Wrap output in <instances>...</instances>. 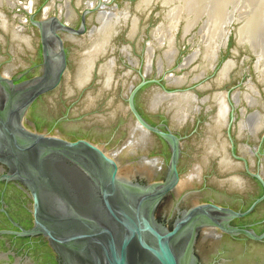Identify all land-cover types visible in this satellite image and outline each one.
<instances>
[{
  "label": "water",
  "instance_id": "obj_1",
  "mask_svg": "<svg viewBox=\"0 0 264 264\" xmlns=\"http://www.w3.org/2000/svg\"><path fill=\"white\" fill-rule=\"evenodd\" d=\"M104 4V0H96L95 6L86 5L79 15L77 28L55 15H43L35 19L37 13H30L28 22L37 31L40 63L14 78L11 75L6 77L0 71V132L4 133L10 149L12 146L18 151L26 149L28 153L23 154L30 164L37 165L49 156L62 165L68 164L69 171H55V175L62 179L68 176L73 180L83 179L86 184L81 194L56 191L43 196L39 188H52V185L36 184L33 180L18 178L14 174L0 175V181L19 180L29 189L34 225L21 234L42 235L78 253L86 251L89 264H188L193 257L192 246L203 228L260 241L264 233L258 236L251 229L232 226L231 223L245 218L264 202V176L261 172L264 153L260 152L259 146H248L254 150L255 166L239 151L235 155L233 141L226 127L230 155L242 163L247 177L255 180L261 188V195L246 210L235 211L217 205L212 200L202 201L201 193L196 189H187L180 199H175L174 191L180 180L179 164L184 144L182 138L164 125L148 122L137 109L134 100L142 86L149 83L161 86L158 78L149 81L143 79L141 84L130 87L123 97L128 116L134 123L152 138L163 142L168 149V160L162 172L149 180L140 176L130 181L119 179L120 163L101 144L86 139L67 140L58 132L51 134L47 130L35 131L33 122L27 117L30 106L35 101L47 98L49 93H55L68 70L63 34L74 37L85 35L89 24L86 18L103 8ZM161 87L162 91L168 92ZM146 107L149 112H154L149 108L148 98ZM232 110L231 107L229 114H232ZM142 156L130 160V163ZM14 159L19 163L16 156ZM213 161L216 162L215 159ZM78 180L76 182L79 185ZM192 196H196L194 202L185 200ZM165 199L171 205L168 218L166 221H158L155 216L160 215L163 208L161 203ZM80 204L87 208L98 205L101 217L79 212L76 208ZM49 209L53 211L50 215L46 214ZM182 238L186 247L179 252L175 246Z\"/></svg>",
  "mask_w": 264,
  "mask_h": 264
},
{
  "label": "rangeland",
  "instance_id": "obj_2",
  "mask_svg": "<svg viewBox=\"0 0 264 264\" xmlns=\"http://www.w3.org/2000/svg\"><path fill=\"white\" fill-rule=\"evenodd\" d=\"M11 1H14V5L16 4V6L8 5L5 1L3 5L0 6L1 11L10 23L13 22L21 26L24 34L31 36L30 48L18 50L14 49L9 35L0 29V71L3 73L8 67L15 66L14 70L10 73L11 77L14 78L18 74L35 68L40 63L38 35L36 29L28 22L29 14L37 13L35 19H39L43 16L44 11L48 9V15L58 16V6L63 4L64 1H67L68 7H70L72 13L75 14L74 19L69 24L77 28L79 25V15L87 4V0H54V3H52L53 0ZM140 1L141 0L106 1L107 8L112 10L126 8L129 13L128 19L120 24L113 37L111 44L113 51H109L108 54H105L96 61V65L92 70V78L86 86L79 90L74 89V93L68 96L65 79H63L57 91H55V93H49L47 98L40 99L36 103L35 108L28 113V117L40 125V131L46 130L47 122L54 121L55 125L50 131L51 134L58 132L67 140L86 139L101 144L108 152H111L120 147L127 136V132L124 130L127 117L118 115L116 118L110 119L109 114L112 107L118 102L125 104L123 100V81L126 82L125 86H128L130 83L139 85L142 83L143 79L149 81L158 78L161 80V86L166 88L168 92H193L199 100H203L208 96L211 97L216 92H226L230 101V106L233 108L232 114L228 115L227 130L230 139L233 141L234 154L238 155V149L244 144L252 148L259 146L260 152L264 153V127L256 136L247 135L249 136L247 139H245L247 137L246 135L241 137L238 133L237 125L241 119L240 111L243 106L248 113L258 111L263 116L264 120V80L260 81L257 77L255 54L246 44L238 43L236 30L239 27V22H231L225 46L219 50L218 60L214 68H207L204 72L200 65V57L193 58L191 63L189 62L188 64L184 62L185 59H188L197 51L201 44L198 34V29L200 27L195 26L189 33L184 34L183 22L178 25L174 34L175 57L173 62L169 64L164 58V46L155 45L157 42H154V32L166 21L167 7H165L160 0H152L148 6L138 8L137 6ZM51 4H54L52 8H50ZM29 7L30 10L28 9ZM95 15L96 14H91L86 18L87 23H89L88 29H91L96 24V20L94 19ZM132 17L137 18V24L135 33L130 36V20ZM61 20L64 21L63 18H61ZM149 44L153 47L151 53L148 52ZM125 48L127 54L122 52ZM64 49L67 54V71L69 74H72L75 69L76 52L79 48L74 42L65 40ZM147 54L150 65L146 72ZM109 58H115V77L119 82L115 88H111L107 90V92H102V95L98 96L99 98L96 99L94 107L86 109L83 102L87 94L93 93L92 95H97L99 93L100 77L98 76V65ZM228 61L234 63L233 67L228 73L227 79L218 86L216 83L217 74ZM169 76L185 77V81L181 85H168L165 80ZM197 76L198 78H196ZM249 83L253 84L259 93V95L256 96L259 105L251 108L247 105L245 106L242 99L246 91V85ZM161 86L149 83L139 88L135 94V105L148 122L153 125H164L182 138L184 147L179 164V174L180 177H182L188 172L192 161L195 160L194 157L196 155L199 156L198 154L201 152V147L198 142H200L205 135L204 129L207 122L210 121L214 108L209 109V106H212L210 100L199 103V107L197 108L198 112L193 117V120L186 122L181 128L176 129L172 126L171 114L163 107H159L158 110L154 112H149L147 110L146 100L149 92L153 89L162 90ZM235 92H237L239 96V103H234L232 99V94ZM50 98L52 101H50ZM111 101H113V106L110 105ZM225 129L223 130V135L226 140H228L229 137ZM152 140L154 142L151 147L147 150L137 151L135 154L138 153L137 156L143 155L142 157L148 159H157L165 164L169 156L166 145L157 138H152ZM133 156L134 155L125 156L120 154L118 159L122 163L130 162V160L137 157L132 158ZM253 160L256 163L254 157ZM215 163L216 162L212 160L203 170L201 181L189 188L199 190L202 201L212 200L216 203H229L234 207L247 206L260 193V187L254 180L247 177L243 169L237 170L229 175H239L247 180L248 190L245 200H243L242 203L240 201L241 196L238 192H229L230 190L227 191L228 188L225 186H222L224 189L222 187L218 188L220 186L215 180L222 179L225 176L222 177L218 174ZM248 166L250 169L249 162ZM161 204L163 205L162 211L159 216H155V219L158 221H166L171 207L170 201L165 199ZM263 209V207H260L258 214H260ZM258 214H255V216ZM252 219L253 218L250 217L248 221H252Z\"/></svg>",
  "mask_w": 264,
  "mask_h": 264
},
{
  "label": "bare ground",
  "instance_id": "obj_3",
  "mask_svg": "<svg viewBox=\"0 0 264 264\" xmlns=\"http://www.w3.org/2000/svg\"><path fill=\"white\" fill-rule=\"evenodd\" d=\"M6 1L8 5H14V1L0 0V6ZM61 1V0H60ZM103 8L99 9L95 14L94 19L96 24L91 28H87V33L81 37L69 36L63 34V39L74 42L78 45L75 69L72 74L67 71L64 79L68 96L74 93V89H81L86 86L92 78V70L99 60L109 51H113L112 40L115 36L121 23H124L129 16L126 8L121 10H112L106 7V1ZM152 0H141L138 8L146 7ZM167 7L165 22L154 32L155 45H163L165 52L164 58L167 63L171 64L175 57L174 49V34L178 25L183 22V33H189L195 26L200 27L198 34L201 44L197 51L188 59H185V64L191 63L193 58L201 60L202 71L205 69H213L217 60L219 50L225 46L229 26L232 21L239 22V27L236 30V36L239 44H246L256 56L255 69L257 77L260 81L264 80V0H160ZM54 3V0L53 2ZM96 0H87V6H95ZM54 4L50 5V8ZM85 5V6H86ZM67 1L58 6V16L63 18L64 22L69 24L75 14L68 7ZM31 7V6H30ZM30 7L28 8L30 10ZM48 9L44 11V16H48ZM137 18L132 17L130 20V32L132 36L135 33ZM0 29L9 35L14 49L22 50L30 48L31 36L24 34L21 26L15 23H10L0 8ZM153 42V43H154ZM152 43V44H153ZM149 51H152V45L149 44ZM13 48V47H12ZM127 54L126 48L122 50ZM15 53V52H14ZM17 54V53H16ZM15 64V63H14ZM146 72L149 68L150 61L147 54L146 57ZM233 62H226L219 70L216 83L220 86L228 76V73L233 67ZM160 65V64H159ZM15 66H10L4 70L3 75L9 76ZM160 67V66H159ZM161 70V69H160ZM207 71V70H206ZM98 76L100 77V88L97 95L88 93L84 106L86 109L94 107L98 96L102 92L113 89L119 82L115 77V58H109L98 65ZM127 75V74H126ZM201 75V74H200ZM202 76V75H201ZM198 78V76L196 77ZM185 81V77L169 76L166 79L167 84L181 85ZM124 82L123 97L128 93L130 87L134 86L130 83L128 86ZM259 95L256 87L249 83L246 85V91L243 94V102L245 106L254 107L259 105L256 96ZM234 103H239L237 92L232 94ZM207 100L211 101L210 108H214V112L207 122L204 129V137L198 144L201 147L199 156H195L191 163L188 172L180 177L179 183L174 191L175 199H180L182 194L186 192L195 183L201 181L203 170L210 164L211 160H216V170L222 179L215 180L220 186H225L228 190L243 191L247 189V180L241 176L232 175L235 171L242 169V163L233 159L229 153V142L223 135V130L228 125V115L231 109L230 101L226 92H216L211 97L199 100L193 92H164L162 90L153 89L148 95V105L152 110H158L163 107L171 114L172 126L176 129L181 128L186 122L192 121L193 117L198 112L199 103ZM110 102V105H112ZM262 105V104H261ZM113 106V105H112ZM241 119L238 122L239 136L256 134L264 127L263 116L258 112L248 113L243 106L241 109ZM110 119L116 118L118 115L127 117L124 125L127 136L120 147L108 153L120 163L119 179L130 181L135 176L144 177L147 180L153 178L162 172L164 163L157 159H148L141 157L135 160L134 163H122L118 156L135 155L137 151L147 150L153 145L152 137L141 129L128 116V108L126 104L118 102L110 111ZM109 119V118H108ZM104 120V119H102ZM107 120V119H106ZM105 123H107L104 120ZM249 137V136H248ZM184 147V144H183ZM240 153L250 160L254 166L253 154L254 150L246 144L241 145L238 149ZM237 162H235V161ZM261 172L264 176V164L261 166ZM214 181V180H213ZM223 188V187H222ZM248 190V189H247ZM196 196L185 198L190 202L195 201ZM213 230L203 228L201 230V242L211 241L210 236H213ZM210 237V238H209ZM215 239V238H214ZM204 243V244H205ZM209 243V242H208ZM203 244V243H202ZM212 245V244H211Z\"/></svg>",
  "mask_w": 264,
  "mask_h": 264
},
{
  "label": "flooded vegetation",
  "instance_id": "obj_4",
  "mask_svg": "<svg viewBox=\"0 0 264 264\" xmlns=\"http://www.w3.org/2000/svg\"><path fill=\"white\" fill-rule=\"evenodd\" d=\"M37 102L35 101L30 106L28 113L35 108ZM29 120L33 122L36 132H42L38 123L30 118ZM54 125V121L47 122L46 130L50 132ZM24 126L27 127L25 122ZM25 152L26 149L18 151L13 146L10 149L5 141L4 133L1 134L0 132V175L14 174L18 178L33 180L36 184L46 183L52 185V188H39V193L43 196L56 191L67 194H81L85 191L86 184L83 179H80V181L78 179L73 180L69 176L62 179L59 175H55V171H69L70 166L68 164L62 165L50 156L42 159L37 165L30 164L26 155H24ZM15 156L19 163L15 161ZM46 176L47 178H45ZM76 180L80 182L79 185ZM73 182L75 184L72 186ZM255 183L258 185L256 181ZM247 189L237 191L241 196V203L245 200ZM260 195L261 188L260 193L255 198ZM45 197L44 201L46 202ZM205 201L209 202L211 200ZM214 203L241 212L246 210L250 204L234 207L229 203ZM260 207L264 208V202L259 204L251 214L243 219L233 221L231 225L251 229L256 235L261 236L264 233V209L258 214ZM76 209L85 215L101 217V210L96 204L91 208L80 204ZM50 210L46 214L50 215L53 212ZM255 214L258 215L255 216ZM44 216L45 213H43ZM250 217L253 218L252 221H248ZM33 225L34 219L29 189L19 180H1L0 264H89L86 251L78 253L67 246L53 243L42 235L21 234L22 231L30 230ZM212 232L213 236L209 237L213 239L212 243L210 241H208L209 243L207 241L206 243L201 242V235L196 237V241L192 246L193 257L189 259L188 264H264V236L260 241H252L242 235L229 236L221 234L218 230ZM185 247L186 243L182 238L175 249L181 252Z\"/></svg>",
  "mask_w": 264,
  "mask_h": 264
}]
</instances>
